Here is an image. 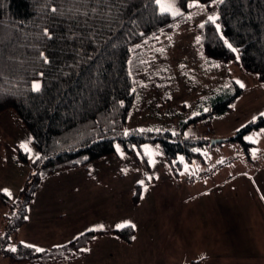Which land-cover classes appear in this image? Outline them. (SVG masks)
I'll return each mask as SVG.
<instances>
[{
    "label": "trees",
    "instance_id": "trees-1",
    "mask_svg": "<svg viewBox=\"0 0 264 264\" xmlns=\"http://www.w3.org/2000/svg\"><path fill=\"white\" fill-rule=\"evenodd\" d=\"M212 1L179 0L182 15L173 16L161 13L155 0H0V113L12 109L17 114L38 152L31 161L21 149L17 152V160L31 168L19 197L13 201L0 193V201L11 209V214L3 213L0 257L31 264L69 262L85 255L106 232L131 242L135 233L131 227L90 229L42 251L16 239L46 177L98 161L114 153L116 143L139 162L136 149L158 141L178 177L184 162L196 158L205 162L212 144L204 134L184 136L151 128L125 132V127L145 58L159 34L185 20L194 7L190 5L209 6ZM217 11L214 21L197 26L202 54L237 63L264 83V0H218ZM36 78L41 82L39 92L32 90ZM243 90L235 80L218 86L206 99L207 108L201 106L182 127L228 112ZM263 126L264 116L259 115L232 140L239 141L248 156L253 144L245 134ZM208 170L200 171L199 178ZM137 188L134 202L139 198Z\"/></svg>",
    "mask_w": 264,
    "mask_h": 264
},
{
    "label": "rangeland",
    "instance_id": "rangeland-1",
    "mask_svg": "<svg viewBox=\"0 0 264 264\" xmlns=\"http://www.w3.org/2000/svg\"><path fill=\"white\" fill-rule=\"evenodd\" d=\"M172 2L162 0L165 5ZM174 3L181 12L179 0H174ZM195 4L186 19L172 30L160 33L155 45L148 51L143 75L136 84V97L125 132L133 128H151L168 129L184 136L204 134L213 138L214 134L218 138L231 137L245 124L264 113V83L237 63L210 60L201 52L196 29L205 20H210L209 17L217 18L218 0H213L209 6H198L197 2ZM229 80L244 84L243 92L233 101L230 110L183 128L182 123L197 114L201 106L207 108L206 99L218 86L227 84ZM34 82L41 84L39 78L34 79L32 84ZM207 125L211 127V132L206 131ZM244 138L253 144L248 156L237 140L216 143L206 150L204 163L200 158L184 162L183 174L179 177L170 169L158 141L143 143L136 149L139 162L127 154L120 143H116L115 152L98 161L49 175L28 207L33 211L31 217H37L36 221H30L40 226V240L37 242L39 248L61 245L87 230L99 229L101 225L102 230H111L121 228L117 225L131 221L139 229L137 231L134 228L136 234L152 238L149 244L159 248L162 254L160 261L165 263L166 257L172 259L177 255L176 247L171 243L168 247L162 245V220L164 217H172L170 213L164 215L163 208L166 212V208L170 209L169 203L177 206L181 188L189 192L191 187L203 184H197L200 180L196 184H187V179H199L200 171L207 168L211 170L218 165V168H214V173H217L216 179L213 178V188H224L225 193L230 188L250 187L251 179L264 171V126L245 134ZM19 149L27 153L30 161L38 155L31 142L30 132L17 114L8 109L0 113V193L6 194L13 201L19 197L31 170L26 163L17 160ZM249 156L252 162H247ZM178 159H182L181 156ZM184 180L187 185L183 184ZM137 187L139 198L134 202ZM204 187L210 186L206 184ZM171 189L173 191H169ZM184 197L187 201L189 193ZM1 212L9 215L11 209L0 201ZM176 217L179 215L176 214L174 220ZM3 231L2 216L0 235ZM110 235L115 236L106 232L98 237L89 246V255L73 258L68 264H129L130 260L126 258L113 259V255H97L98 250H108V245L111 248ZM171 247L174 254L170 251ZM15 263L0 257V264ZM171 264H176L175 259L171 260Z\"/></svg>",
    "mask_w": 264,
    "mask_h": 264
},
{
    "label": "crops",
    "instance_id": "crops-1",
    "mask_svg": "<svg viewBox=\"0 0 264 264\" xmlns=\"http://www.w3.org/2000/svg\"><path fill=\"white\" fill-rule=\"evenodd\" d=\"M212 137L218 136L212 134ZM247 162H252L250 156ZM214 168H218V165L209 169L199 179L186 182L193 184L200 180L201 182L197 184L202 182L203 184L191 187L189 192L181 188L176 207L174 203H169L170 209L166 208L167 213L163 208L164 215L170 213L172 217H164V221L162 220V227H164L162 245L168 247L171 243L173 247H176L177 256L172 258L175 259L176 264L189 262H192L191 264H264V171L257 174L255 179H251L250 187L230 188L229 192L224 193V188H213L215 183L213 178L216 179L217 173H214ZM211 174L213 175L209 177ZM184 182L185 180L183 184ZM206 184H209L211 188L204 187ZM187 193L189 197L186 201L184 196ZM32 214L33 211L28 208L27 221L18 227L16 239L39 248L37 242L40 240V226L37 222L30 221V219L37 220V217H31ZM176 214L179 217L174 220ZM2 216L3 212L0 214V219ZM137 231H139L138 228ZM135 234L129 243H124L118 237L110 235L108 238L112 239L111 248H114L111 249L108 245V250H98L97 255H113V259L126 258L130 260L129 264H155L156 262L171 264L172 259H167L165 256L163 257L165 263L160 261L162 254L159 248L149 244L152 238ZM104 239L105 237L101 242ZM142 240L148 244L145 242L143 244ZM173 247L170 249L171 252ZM88 253L90 254L89 250L81 258H85L89 255ZM16 263L31 264L23 261ZM68 263L70 261L51 264Z\"/></svg>",
    "mask_w": 264,
    "mask_h": 264
},
{
    "label": "snow or ice",
    "instance_id": "snow-or-ice-1",
    "mask_svg": "<svg viewBox=\"0 0 264 264\" xmlns=\"http://www.w3.org/2000/svg\"><path fill=\"white\" fill-rule=\"evenodd\" d=\"M155 2H156L158 5H160V11H161V13H164V14H169V13H170V14L173 15V16H179V15H182V13L179 11V9L175 7L174 0H173L172 3H169V4H167V5L163 4V3H162V0H155ZM220 2H222V0H220ZM190 6H195V5H190ZM52 11L55 12V11H57V9L53 8ZM85 15H86V13H85ZM209 19L212 20V21L215 20L214 17H209ZM201 26H203V25H201ZM45 35H48L47 31L45 32ZM229 47H231V45H229ZM233 51H235V49H233ZM41 57L44 58V57H43V53H41ZM44 62H45V63L48 62L46 58H44ZM41 75H42V74H41ZM237 83H239V86H240L241 88L244 87V84H242V83H240V82H237ZM32 90H33V91H36V92H39V91L41 90V84H40L39 82H34V83L32 84ZM260 115H261V116H264V113H261ZM247 139H250V140H251L252 138H251V137H248ZM25 147H26V145H25ZM37 158H38V157H37ZM140 183L143 184V181H141ZM5 192H7V190H5ZM8 194L11 195L10 193H8ZM117 227H131V228L134 229V228L136 227V225L133 224V223H131V221H126V222H124V224H122V225H117ZM102 229H103V225H101V226L99 227V229H91V230L95 231V230H102ZM25 246H26V247H34V246H32V245H25ZM10 250L13 251V252H15V251H16V248L13 247V248H11ZM36 251H42V249L37 248Z\"/></svg>",
    "mask_w": 264,
    "mask_h": 264
},
{
    "label": "water",
    "instance_id": "water-1",
    "mask_svg": "<svg viewBox=\"0 0 264 264\" xmlns=\"http://www.w3.org/2000/svg\"><path fill=\"white\" fill-rule=\"evenodd\" d=\"M233 138H234V136H231V137H221V138L213 137V138L210 139V143L213 145V144L220 143V142H224V141H227V140H232Z\"/></svg>",
    "mask_w": 264,
    "mask_h": 264
},
{
    "label": "built area",
    "instance_id": "built-area-1",
    "mask_svg": "<svg viewBox=\"0 0 264 264\" xmlns=\"http://www.w3.org/2000/svg\"><path fill=\"white\" fill-rule=\"evenodd\" d=\"M206 131L211 132V127L209 125L206 126Z\"/></svg>",
    "mask_w": 264,
    "mask_h": 264
}]
</instances>
